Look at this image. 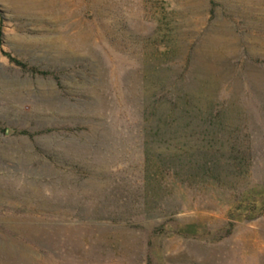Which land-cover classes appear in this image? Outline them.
Here are the masks:
<instances>
[{
  "label": "rangeland",
  "instance_id": "rangeland-1",
  "mask_svg": "<svg viewBox=\"0 0 264 264\" xmlns=\"http://www.w3.org/2000/svg\"><path fill=\"white\" fill-rule=\"evenodd\" d=\"M0 264H264V0H0Z\"/></svg>",
  "mask_w": 264,
  "mask_h": 264
},
{
  "label": "trees",
  "instance_id": "trees-1",
  "mask_svg": "<svg viewBox=\"0 0 264 264\" xmlns=\"http://www.w3.org/2000/svg\"><path fill=\"white\" fill-rule=\"evenodd\" d=\"M12 60H13L14 62H16L17 64H19L20 66H22V67H26L25 64H23V63H21V62L15 60V59H13V58H12ZM30 71L33 72V73H39V74H42V75L48 74L46 71H41V70H39L37 67H31V68H30ZM150 260H151V258H150Z\"/></svg>",
  "mask_w": 264,
  "mask_h": 264
},
{
  "label": "bare ground",
  "instance_id": "bare-ground-1",
  "mask_svg": "<svg viewBox=\"0 0 264 264\" xmlns=\"http://www.w3.org/2000/svg\"><path fill=\"white\" fill-rule=\"evenodd\" d=\"M40 208V207H39Z\"/></svg>",
  "mask_w": 264,
  "mask_h": 264
}]
</instances>
